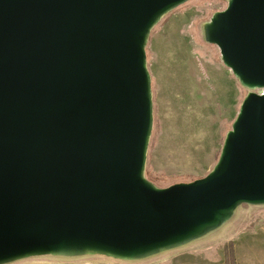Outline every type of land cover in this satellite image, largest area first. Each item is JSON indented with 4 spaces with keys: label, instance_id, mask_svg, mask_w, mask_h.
Returning a JSON list of instances; mask_svg holds the SVG:
<instances>
[{
    "label": "water",
    "instance_id": "water-1",
    "mask_svg": "<svg viewBox=\"0 0 264 264\" xmlns=\"http://www.w3.org/2000/svg\"><path fill=\"white\" fill-rule=\"evenodd\" d=\"M182 1L0 0V260L141 256L214 227L238 202H264V0H228L210 21L207 39L249 89L213 168L161 187L144 175V46Z\"/></svg>",
    "mask_w": 264,
    "mask_h": 264
},
{
    "label": "rangeland",
    "instance_id": "rangeland-1",
    "mask_svg": "<svg viewBox=\"0 0 264 264\" xmlns=\"http://www.w3.org/2000/svg\"><path fill=\"white\" fill-rule=\"evenodd\" d=\"M227 3L184 0L164 11L149 29L144 48L152 122L144 175L155 186L203 176L218 159L222 125H217V138L214 125H208L212 138L206 140L205 124L198 121L207 110L204 102L212 101L206 87L212 92L214 78L225 80L215 68L219 46L207 36L211 18ZM193 74L199 86H192ZM0 264H264V202H238L205 233L141 256L49 250L16 255Z\"/></svg>",
    "mask_w": 264,
    "mask_h": 264
},
{
    "label": "crops",
    "instance_id": "crops-1",
    "mask_svg": "<svg viewBox=\"0 0 264 264\" xmlns=\"http://www.w3.org/2000/svg\"><path fill=\"white\" fill-rule=\"evenodd\" d=\"M217 61L218 62L215 63V68L218 69L221 76H223L225 80L216 81L214 78V82L211 84V86H213L212 92L206 87L207 91L210 92L209 95H211L212 101L204 102V104H206L205 107L207 108V110L203 111L204 113H202L203 120L198 121L203 122L205 124L204 127H201L202 129H204V132H201L204 133V137L206 140L212 138L207 136V133L209 132L208 125H214V132H216V138L220 131V128L217 127L219 123L222 125V130L225 134L232 129V125L236 116L238 115L241 102L249 90L247 86L241 84L239 79L235 76L234 72L224 63L221 56ZM217 74H215V76H217ZM195 78L196 76L193 74L192 86H199ZM217 82H220L221 84L218 85L216 84ZM215 163L213 164V166L215 165ZM213 166L209 169V171L213 168Z\"/></svg>",
    "mask_w": 264,
    "mask_h": 264
},
{
    "label": "bare ground",
    "instance_id": "bare-ground-1",
    "mask_svg": "<svg viewBox=\"0 0 264 264\" xmlns=\"http://www.w3.org/2000/svg\"><path fill=\"white\" fill-rule=\"evenodd\" d=\"M232 217H233V216H232ZM226 222H227V221H226ZM218 229H219V228H218ZM208 230H209V229H208ZM208 230H207V231H208ZM216 230H217V229H216ZM217 231H218V230H217ZM204 233H205V232H204ZM210 234H211V233H210Z\"/></svg>",
    "mask_w": 264,
    "mask_h": 264
}]
</instances>
